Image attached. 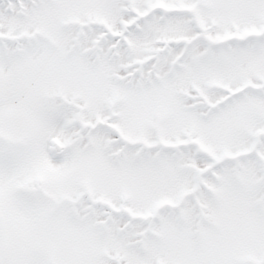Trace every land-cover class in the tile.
I'll list each match as a JSON object with an SVG mask.
<instances>
[{"label": "snow or ice", "instance_id": "snow-or-ice-1", "mask_svg": "<svg viewBox=\"0 0 264 264\" xmlns=\"http://www.w3.org/2000/svg\"><path fill=\"white\" fill-rule=\"evenodd\" d=\"M0 264H264V0H0Z\"/></svg>", "mask_w": 264, "mask_h": 264}]
</instances>
